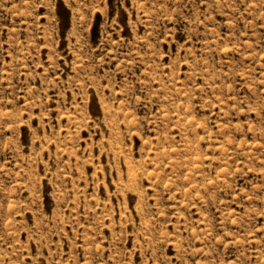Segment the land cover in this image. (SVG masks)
I'll return each mask as SVG.
<instances>
[{
    "label": "rangeland",
    "instance_id": "374dc122",
    "mask_svg": "<svg viewBox=\"0 0 264 264\" xmlns=\"http://www.w3.org/2000/svg\"><path fill=\"white\" fill-rule=\"evenodd\" d=\"M0 264H264V0H0Z\"/></svg>",
    "mask_w": 264,
    "mask_h": 264
}]
</instances>
